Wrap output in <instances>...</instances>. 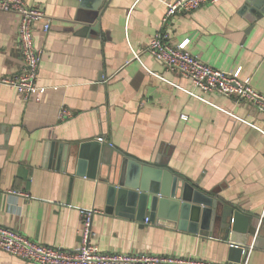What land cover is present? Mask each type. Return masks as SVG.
<instances>
[{
	"label": "crops",
	"instance_id": "1",
	"mask_svg": "<svg viewBox=\"0 0 264 264\" xmlns=\"http://www.w3.org/2000/svg\"><path fill=\"white\" fill-rule=\"evenodd\" d=\"M25 1L45 13L50 29L37 20L42 57L32 98L0 85V225L71 250L79 244V210L94 208L93 241L102 252L225 264L221 237L105 212L106 185L77 175L74 162L58 164L55 153L57 145L70 151L102 137L113 157L167 168L264 224V116L233 98L202 93L147 50L152 36L165 31L172 44L184 43L214 68H241L264 93V14L251 19L242 11L246 0H219L167 26L161 18L171 0H106L99 9L91 0ZM17 22L16 14L0 11V76L21 69ZM63 108L71 115L61 119ZM243 254L237 264L246 257L247 264H264V243ZM0 264L36 263L0 250Z\"/></svg>",
	"mask_w": 264,
	"mask_h": 264
},
{
	"label": "built area",
	"instance_id": "2",
	"mask_svg": "<svg viewBox=\"0 0 264 264\" xmlns=\"http://www.w3.org/2000/svg\"><path fill=\"white\" fill-rule=\"evenodd\" d=\"M218 1L171 0L166 5L161 22L168 26L178 14H188ZM0 11L18 16L16 42L22 59L19 73L11 77L0 76V85L13 88L23 100L27 101L38 90L37 77L42 57V50L34 42L35 24L37 20H46L43 31L47 32L50 29V22L42 10L30 6L25 0H0ZM147 50L165 68L189 79L202 93L213 92L233 98L236 103L251 105L264 116V93L254 88L250 75H242L241 68L233 71L214 68L187 50L184 43L172 44L169 35L161 30L152 36ZM185 91L206 101L192 90ZM58 115L59 118L64 119L71 113L63 108ZM241 121L246 123L245 120ZM249 125L255 127L251 123ZM97 139L100 142L104 141L102 137ZM108 145L111 146V143ZM79 212L81 216L79 244L74 249L37 242L14 228L0 225V250L36 264H223L146 252H102L93 241L92 232V219L98 210L89 208L80 209ZM146 222H148L147 218ZM240 264H247V257Z\"/></svg>",
	"mask_w": 264,
	"mask_h": 264
},
{
	"label": "water",
	"instance_id": "3",
	"mask_svg": "<svg viewBox=\"0 0 264 264\" xmlns=\"http://www.w3.org/2000/svg\"><path fill=\"white\" fill-rule=\"evenodd\" d=\"M91 1L94 9H99L106 0ZM242 11L251 19L262 17L264 0H246ZM54 146L49 150L50 156L54 155ZM57 147L58 164L69 168L74 162L77 175L96 178L106 185L105 212L221 237L228 244L225 264L239 263L249 246H263V223L236 206L222 204L167 168L120 154L113 157L98 140L73 145L70 151L65 145Z\"/></svg>",
	"mask_w": 264,
	"mask_h": 264
}]
</instances>
